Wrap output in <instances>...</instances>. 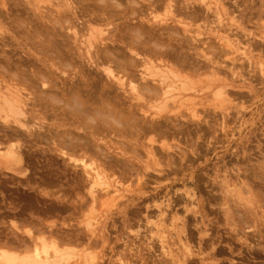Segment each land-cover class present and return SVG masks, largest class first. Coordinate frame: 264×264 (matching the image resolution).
<instances>
[{
    "label": "rangeland",
    "instance_id": "374dc122",
    "mask_svg": "<svg viewBox=\"0 0 264 264\" xmlns=\"http://www.w3.org/2000/svg\"><path fill=\"white\" fill-rule=\"evenodd\" d=\"M60 1L0 0V97L23 87L17 77L21 76L18 67L23 72L28 69L39 72L40 63L50 61L53 54L40 44L50 34L41 32L40 25L53 22L56 11L63 12L70 4L83 2ZM58 2H65L63 6L67 7H61ZM96 3L100 4L99 0ZM194 3L200 6L210 3L214 11L205 10L202 5L196 17L186 16L181 10L172 21L173 14L167 13L165 7L157 8L152 12L153 17L156 16L160 25L166 19L160 26L164 27L163 39H150L142 49V57L150 60L148 66L157 67L154 69L157 72L158 68L162 69L158 75L155 71L149 77H153L154 84L171 89L167 93L169 107L163 111L166 106L157 108L161 102L150 100L152 104H148L149 100L144 98L143 102V97L129 87L123 86L124 94L111 82L108 87L112 89L107 90L116 97V102H121L118 108L115 107L118 102L104 103L100 117L94 113L84 116L79 124H72L79 127L73 130L81 135L80 140L89 144L90 127L95 123L103 126L106 122L103 126L106 130L97 132L95 140L92 139V148L98 145L96 152L104 150L109 157L106 163L93 150L67 152L75 159L94 161L107 180L118 183L122 190L119 198L112 200L110 195L107 198L101 193L90 198L88 180L79 167L63 163L45 142L27 143L22 150L25 165L0 168V244H28L25 230H30L34 239L44 235L47 240L53 238L69 247L76 255L67 264L81 262L88 254L96 264H177L181 261L185 264H264V0H203V3L194 0ZM214 3L224 10L222 14L219 12L218 19ZM99 24L88 25L91 33L80 31L77 40L83 41L82 49L88 47L89 33L96 40L90 38V42L105 38L102 33L108 26ZM226 41L236 45L226 48L223 45ZM158 50L172 51L174 57H163V62L158 63V56L153 54ZM140 57L134 58L139 59L136 63L140 64ZM7 59L16 63V69L7 66ZM168 62L174 65L168 66ZM135 67L130 72L136 71L134 77L138 80L141 72L146 74L143 71L146 68L138 64ZM164 67L176 72L165 71ZM101 69L94 72L101 73ZM70 74L68 71L69 78ZM165 75L173 78L162 83ZM80 76L77 75L79 79ZM181 84L186 85L185 89ZM218 90L222 93L220 97ZM139 104L143 107L133 108V117L127 121L122 112ZM203 107L212 112L210 116L203 115ZM96 109L100 107L96 105ZM195 110L200 119L190 120L189 112ZM171 113L186 114V118H174ZM0 114L4 117V113ZM1 121L3 118H0V145H6V131ZM154 121L159 123V133H143ZM43 122L50 123L47 119ZM107 124L111 126L108 128ZM150 137L156 138L154 143L149 141ZM88 219L94 234L85 228ZM156 224L168 231L166 240L173 245L170 244V249L179 260L173 261L162 254L155 236ZM177 234L182 243L186 240L183 244L191 247L189 259L181 251L184 248L178 245Z\"/></svg>",
    "mask_w": 264,
    "mask_h": 264
},
{
    "label": "bare ground",
    "instance_id": "6f19581e",
    "mask_svg": "<svg viewBox=\"0 0 264 264\" xmlns=\"http://www.w3.org/2000/svg\"><path fill=\"white\" fill-rule=\"evenodd\" d=\"M62 1L63 0H61L60 2L62 3ZM78 1H83L84 3L78 2V3H74L76 4L74 6L70 4V6L67 7V6H63L65 2H63V4L58 2L60 3L61 7H67V8H65L63 12L56 11L55 14L56 18L54 20L52 19L53 22L46 23L44 21H41V24L42 22L46 23L44 25H40L41 32L47 34L46 36H48L49 34L50 35L48 36L47 39H43V41H40V44H43V48L50 51V53L53 54V56L49 58L50 61L48 63H46V61L40 63L39 66L41 68L38 67L40 69L39 72L31 71L30 69H28V72L26 71L23 72V70L17 66L18 67L17 69L18 71H20L21 74V76L17 75V77L19 79L20 85H22L23 87H21V89L16 90L17 92L15 93L6 96L4 95V97H0V113H4L3 115L4 117H2V114H0V118H3V121H1V123L4 122V126L2 128L6 131L5 133L6 141H4L6 145L4 144L0 145V168L2 169L21 168L23 165H25V161H26V160L24 161L25 158L22 153V150L26 147V144L27 143L40 144L45 142L47 146L48 145L51 146L48 147L52 149L53 153H56L58 158L62 160L63 163L67 162L68 164L73 165V167H79L82 170L85 177L87 178L86 180H88L87 193L90 195V198L94 199L97 193H101L105 196L110 195L112 200H116L117 198H119V191H122L119 189L117 185L118 183L115 184L114 182L113 183L110 182L111 180L110 181L109 179L107 180V177L104 175V173L99 168V166L95 165L96 163L95 164L93 163L94 161L87 162L84 158L75 159L71 156L72 154L70 155V153H68L69 151H71V153H76L80 151L88 152L93 150V153L95 155L98 154L99 156L101 155L102 162L106 163L108 160L107 158H109L106 155V152H104V150L103 151L101 150V152L100 150H98L99 152L98 151L96 152V149L97 148L99 149L98 145L96 146V148L94 149L92 148L93 145L92 139L95 140L94 136L96 135L97 132L99 134L100 132L103 133L106 130L103 127L106 124V122L103 126L102 124L95 123V126L93 125V127L92 126L90 127L91 131L89 137L92 139L89 140V144L87 142L86 143L82 142L83 140H80L81 135H79L73 130L79 127L78 126L72 127L73 126L72 124L75 122L79 124L81 121H83L84 116H93L94 113H96V116L98 114L100 117L99 113L104 112V110L101 109V105L103 106L104 103L111 104L112 102L114 103L118 102V101L116 102L115 100L116 97L107 90L109 88L108 86L112 84L111 82L116 83V87L118 85L117 88L120 87L123 90L124 94L126 90L124 89L123 86H127L130 88V90L137 92L139 96L143 97L142 98L143 102L145 100H149L148 104L151 103L150 100H153L154 102L158 101L157 103L161 102L159 103V105L160 104L162 105L160 106L158 105L157 108L160 107L159 109H161L163 108V106H166L163 108L164 111L165 108H167L168 106L167 102L169 101L167 97L168 95L167 93L170 94L171 89L168 91L169 87L164 85L165 89L168 88L167 90H165L164 87L160 86V83L156 85L154 84L155 83L154 81L151 82V78L153 77L151 76L149 77V75H152V73L156 71L154 69H156L157 67H154V69H152L153 68L152 65H151L152 67L148 66L150 60L148 62L147 60L148 58L146 57L144 58V55L142 57V51H143L142 49L148 46V43H150L149 41L150 39L153 40L156 39L158 41L163 39L162 31L164 29L162 28L164 27L161 28L160 26H162V21L164 22L166 19L162 20L160 25L158 20H156V16L153 17L152 12L157 8L163 6V8L165 7L164 9H167V13L173 14V16L170 17V20L175 21L174 18H177L176 14H179V12L182 13L183 10L186 16H192V17L193 16L196 17V12L198 10L199 11L201 10L202 5H203L202 8L205 6V10H210V9L212 11L214 10L210 6L211 5L210 3L205 5L202 4L203 0L202 1L200 0V2H202L201 6L195 5L194 0H191L190 2L187 3L184 2V0L181 3L180 1L177 0H111V2H109V0H99L100 4L96 3L97 0H78ZM214 8L215 10H217V12L214 14L215 17L218 19L220 18L219 12H221L222 14V11L224 12V10L220 4H216V3H214ZM185 9L187 10L185 11ZM150 16L151 18H149ZM114 20H117V22L113 23ZM95 23H100V24H104L105 26H108V30H106L105 33H102L105 34V38L100 39V41L98 42H93V41L90 42L89 39L90 38L92 39L93 37H90L91 32L88 29L91 28L89 27L91 26L90 24H95ZM177 23L180 24V21ZM83 29L84 32H86V30L87 32H90L89 37L87 36V38H89L87 39L88 43L86 42L88 44V47H86L85 50L82 49L84 47L83 45L82 48L80 47L83 41L81 40L82 42L80 43L79 41L80 39L77 40L78 34H80V31L82 32ZM166 29H168V27ZM96 32L98 31L96 30ZM46 36H44V38H46ZM70 39L74 41L71 42ZM92 40H94V38ZM77 42H79L80 44L78 45ZM223 45L224 47L228 48L227 46L234 47V45L236 44H233L231 41H226V43H224ZM161 48H163V46ZM153 54L158 56L157 62L158 61L163 62L161 59L163 57H167L169 59L174 55L172 51L169 52L166 50L165 51L158 50L157 52L156 51L153 52ZM244 55H245L244 57L246 58L247 55L245 53ZM126 56H128L130 59L127 58H126L127 60L124 59V57ZM138 57H140V61L142 62V63L140 62V64L139 62L136 63V61H138L139 59L135 60ZM173 60H175V58H173ZM178 60H176L177 64H179ZM174 63L172 64L174 65ZM6 64L7 66L16 69V63H13L8 59L6 60ZM87 64H89V67H87L88 69L86 68ZM137 64L142 66L143 68L147 65L145 67L146 68L145 70L142 69L143 71L146 72V74L143 72L141 73L139 72L140 74L138 80L136 77H134V74L137 72L133 71L134 74L130 72V70L136 68L135 66ZM170 64L168 62V66ZM184 65L183 67H186ZM180 66L182 68V65ZM138 67L139 66H137V68ZM84 68L87 70V72H85L86 70ZM99 68L100 69L102 68L101 73L98 71L94 72L96 70H99ZM147 68L150 70L149 73L147 71L148 70ZM151 69L153 71H151ZM158 69L159 72L160 70H162L160 68ZM41 70L43 72H41ZM68 71H71L72 74V77L70 78L68 77ZM165 71H169V72L171 71L172 73L176 72V71H172V69L166 70V68ZM159 72H157V75L159 74ZM170 74L171 73H169L168 75ZM174 74L175 76H178L176 73ZM77 75H81L80 79L77 77ZM154 75H156V73H154L153 76ZM168 75H165V79L161 78V80L162 79L164 80V81L162 80L163 81L162 83H164L165 80L171 81L172 76L170 77ZM167 76L169 78L166 79ZM148 77L150 78V81L148 80ZM161 77L164 76L162 75ZM157 79L160 81V77ZM177 79L179 80V78ZM184 79H187L186 76L184 77ZM184 79L182 78L183 81ZM172 85L174 86V84H171V87ZM14 86H16V84ZM183 86L186 85L184 84L182 85V87ZM220 91L218 90L219 97L222 94V93L220 94ZM69 100L71 101V103H69ZM170 100L175 101V98L170 96ZM122 101L124 102V100ZM119 103L121 102H118L117 105H115V107L118 108ZM171 103L174 104L175 102L174 103L171 102ZM96 105L100 107L99 110L96 109ZM133 106L134 105H131L130 109L127 108L125 111L122 112V114H124V117L127 119V121L133 117L134 114L133 108H136L137 106L143 107V104L135 105L134 107ZM163 111L161 112L163 113ZM145 113L142 114V117L145 115ZM203 113H204L203 115L206 117V116H210L212 112H210L207 108L205 109L203 107ZM168 114L170 115V113ZM102 115L104 116V114ZM146 117L149 120L150 117L149 116ZM172 117L174 118L178 117V119L182 120L186 118V114L185 115L173 114ZM188 117L190 120L200 119V115H198L197 110L189 112ZM46 119L50 123L45 124L43 121ZM114 123L116 124V122ZM108 124L107 127L109 128L111 125L108 126ZM153 124L156 127H154ZM119 126L123 128L122 124ZM159 130H160L159 123H155L154 121L152 122V125L150 124L148 127L143 129L142 132L145 134L147 131L159 133L158 132ZM74 136H77V138H75ZM148 139L149 141L154 143V140L156 138L152 139V137H150ZM151 155L152 157H154L153 160L156 162L155 155L153 153ZM81 156L82 157L84 156L83 153ZM173 166L171 165V167ZM26 204H29V202H27ZM12 224H13L12 226H14L16 230H18V226L14 223ZM85 228L86 229L92 228L91 220L88 219L86 221ZM155 229H156L155 236L158 238L162 254H164L166 258L170 257L169 259L174 261V258L176 259L177 256L176 254H172L173 250L170 249L171 243L169 244L168 241L166 240L168 237L167 236L168 231H166L164 226H162L161 224H156ZM25 233H27L26 234L27 239L29 240L28 244H26L27 242L23 244L18 243V245H10L7 242L0 244V264H67L69 260L74 259V256L76 255L71 252V249L69 247L61 245L59 240L53 238L51 240H47L46 237H44V235L38 236L36 239H34L30 230H25ZM89 233L94 234L95 232L94 230L90 229ZM178 237H179L178 245H180L181 248H184L181 251H183L182 253L184 254V256L188 255L187 259H189V255H192L191 247L188 245V243L183 244L185 243L186 240L182 243L181 237L180 236ZM92 257L93 256L89 257L88 254V256L86 255L85 257L80 259L81 262L75 261L76 262L75 264H96L97 262ZM77 260H79V258ZM122 264H127V263L123 262ZM177 264H185V263L181 261L179 263L177 262Z\"/></svg>",
    "mask_w": 264,
    "mask_h": 264
}]
</instances>
